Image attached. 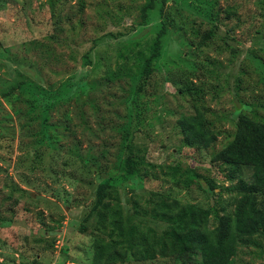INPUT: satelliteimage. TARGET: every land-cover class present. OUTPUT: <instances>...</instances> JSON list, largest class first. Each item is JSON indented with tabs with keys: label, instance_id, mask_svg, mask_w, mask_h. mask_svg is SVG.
Wrapping results in <instances>:
<instances>
[{
	"label": "rangeland",
	"instance_id": "374dc122",
	"mask_svg": "<svg viewBox=\"0 0 264 264\" xmlns=\"http://www.w3.org/2000/svg\"><path fill=\"white\" fill-rule=\"evenodd\" d=\"M147 3L0 0V264H108L97 260L99 199L161 235L167 224L141 213L153 208L152 193L224 214L235 207L232 186L252 182L251 167L231 181L230 166L212 155L231 140L237 112L264 118V0H157L144 20ZM163 27L156 70L144 76ZM65 82L72 87L56 98L31 88L54 92ZM90 82L99 86L80 90ZM189 83L204 89L214 148H188L178 127L201 106ZM46 117L56 129L45 128ZM132 156L152 164L159 180H125L113 169ZM175 166L198 176L189 189L165 176ZM159 249H150L152 259L110 264H178ZM236 264H264V229L239 247Z\"/></svg>",
	"mask_w": 264,
	"mask_h": 264
},
{
	"label": "trees",
	"instance_id": "16d2710c",
	"mask_svg": "<svg viewBox=\"0 0 264 264\" xmlns=\"http://www.w3.org/2000/svg\"><path fill=\"white\" fill-rule=\"evenodd\" d=\"M161 1L163 5L167 2V0ZM156 3L157 0H148L142 9V19L146 20L149 13L156 8ZM217 31L218 28H214L204 34L198 47H206L211 43ZM199 32L200 30L194 32L197 38ZM165 34L166 29L163 27L157 36L155 48L146 61L144 76L152 74L156 70V63H158L157 60L162 52V37ZM142 76L143 72L137 77L140 80ZM26 86H28L26 82L20 84V89ZM98 86L97 82H90L82 84L80 90L89 94ZM71 87L70 83L65 82L58 91L54 92L41 86L33 85L31 88L47 97L56 98L63 93L64 89ZM138 90L141 91L142 88L140 87ZM186 90L197 104L204 101V89L201 86L189 83ZM201 103L200 107L196 106L194 115L179 120L178 127L188 148L208 150L214 148L217 136L215 125L207 117L205 112L207 110ZM234 120L236 130L231 140L220 151L214 150L212 155V162L230 166L232 169L231 181L237 178L242 167L253 169L252 182L240 180L238 185H234L230 189L236 195L234 210L220 214L216 210L212 212L198 205H182L179 200L168 194L152 193L153 208L144 209L141 213L148 214L153 219L167 224L165 232L158 235L151 227L147 228L149 234L144 233L141 229L144 224H133L130 218L126 217L125 219L121 205L119 207V204H105L102 199H99L98 214L104 226L103 229L98 228L100 233L96 234L98 261L103 262L105 258L104 261L110 264L123 258L130 260L134 256H139L137 260L152 259L154 256H150V249L159 247L158 252L161 256L165 257L168 253L178 264H236L239 247L249 244L251 239L261 229H264V118L237 112ZM44 121L45 128L56 129L54 126H47L48 117ZM47 135L50 139L49 134ZM121 146H123L121 150L123 153L124 149L129 147L127 137H124ZM79 157L84 160L96 158L92 155H87L85 158L80 154ZM151 168H154L152 164L136 156L117 161L113 167L121 173L125 180L135 177L139 179L150 177L152 180H159V175L151 173ZM165 176L171 179L175 187L184 189H189L193 185V179L198 177L191 168L182 170L180 166L169 168ZM209 191L211 189L208 187L207 192L209 193ZM135 207L138 208L136 203ZM212 217L216 220L214 227L210 226ZM2 221L3 219L0 218V222ZM106 229L109 231L108 241L105 236ZM119 237H123V240H119ZM150 238L152 242L149 241ZM119 248L124 250L122 255L119 254ZM137 249H141L139 255L133 254Z\"/></svg>",
	"mask_w": 264,
	"mask_h": 264
},
{
	"label": "built area",
	"instance_id": "2783aa9c",
	"mask_svg": "<svg viewBox=\"0 0 264 264\" xmlns=\"http://www.w3.org/2000/svg\"><path fill=\"white\" fill-rule=\"evenodd\" d=\"M55 264V263H54ZM68 264H70V263H68Z\"/></svg>",
	"mask_w": 264,
	"mask_h": 264
}]
</instances>
